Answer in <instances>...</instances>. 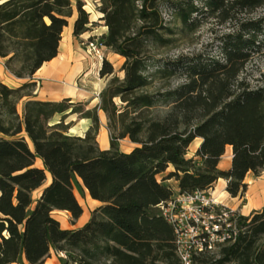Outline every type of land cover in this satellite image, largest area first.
I'll list each match as a JSON object with an SVG mask.
<instances>
[{
  "label": "trees",
  "instance_id": "obj_1",
  "mask_svg": "<svg viewBox=\"0 0 264 264\" xmlns=\"http://www.w3.org/2000/svg\"><path fill=\"white\" fill-rule=\"evenodd\" d=\"M99 1L108 30L98 39L124 56L123 77L106 58L100 68L110 76L99 92L110 129L108 148L96 138L97 105L68 97L29 99L19 112L17 103L34 82L11 87L0 81V264L23 256L26 264H40L53 249L64 252L61 264H181L173 228L150 214L153 204L172 193L163 180L189 191L225 177L229 193L241 195L247 172L264 168V84L252 85L241 75L264 47V18L240 20L223 32L217 53H167L179 41V21L183 30L194 27L201 12L228 20L264 0ZM83 4L0 1V55L6 66L18 76L32 75L57 54L75 8L74 33L90 28ZM163 5L173 19L163 16ZM69 113L92 119L83 135L69 133ZM124 136L138 143L130 151L119 148ZM196 136L202 137L198 157L187 156ZM228 145L231 165L223 169L218 163ZM37 158L43 166L35 164ZM78 177L102 203L83 225L64 228L52 211L67 209L72 220L82 213L74 190ZM41 186L35 200L33 190ZM240 224L236 240L221 247L219 263L264 264V207L241 215ZM204 255L194 262L205 263Z\"/></svg>",
  "mask_w": 264,
  "mask_h": 264
},
{
  "label": "crops",
  "instance_id": "obj_2",
  "mask_svg": "<svg viewBox=\"0 0 264 264\" xmlns=\"http://www.w3.org/2000/svg\"><path fill=\"white\" fill-rule=\"evenodd\" d=\"M72 2L75 7L76 0H72ZM83 2L84 8L89 13V29L79 34L74 33V20L77 15L75 8L73 15L69 18L68 24L63 28L58 52L55 56L44 61L32 75L18 76L6 66L5 57L0 55V81L11 87H17L24 82L33 81L34 86L31 88L30 94H24L19 99V102H23V104L29 99L61 100L68 97L72 101H85L88 107L97 105L99 126L96 138L101 148H108L110 146V133L107 115L99 107V92L106 85L110 76L101 75L100 68L103 59L106 58L113 63L116 71L117 67L123 63L124 58L107 45H104L102 48L104 53L103 59L87 53L85 43L91 38L98 39L100 35L107 33L108 28L104 19L101 17L102 12L99 10L100 1L83 0ZM62 113H57L59 114L58 119ZM73 114L76 113H69L65 119L66 122H71L69 133L83 135L89 126L92 125L93 121L90 117H76ZM201 141V136H196L191 141L187 156L198 157L196 150ZM137 144V142L131 140L128 136L119 138V148L121 150L130 151ZM231 159L232 146L228 145L225 154L219 160L218 166L223 169L229 168ZM35 164L43 166L40 158L36 159ZM168 169H171V166ZM50 179L51 176L48 173L47 183ZM244 182H246V188L243 194L232 195L227 190V179L225 177H219L213 185V191L217 199L238 208L242 215H249L264 207V168L258 174H255L253 171H248ZM76 184L81 194H83L79 197L75 191L83 207L82 213L73 222H70L72 219L69 210L54 209L52 211L53 216L60 221L61 226L64 228H76L83 225L89 219L92 210L102 203L99 199L91 196L80 177H78ZM41 192L42 186L33 190V198L36 200ZM54 211H59V214H54ZM55 251L53 249L45 261L40 264H47L48 259H54ZM23 261L27 263L25 256H23Z\"/></svg>",
  "mask_w": 264,
  "mask_h": 264
},
{
  "label": "built area",
  "instance_id": "obj_3",
  "mask_svg": "<svg viewBox=\"0 0 264 264\" xmlns=\"http://www.w3.org/2000/svg\"><path fill=\"white\" fill-rule=\"evenodd\" d=\"M104 44L91 38L85 43L87 53L103 59ZM163 182L171 195L150 209L151 215L164 217L174 232L175 248L181 264H193L201 255L212 253L236 240L242 230V213L216 198L213 186L180 191L170 178Z\"/></svg>",
  "mask_w": 264,
  "mask_h": 264
},
{
  "label": "rangeland",
  "instance_id": "obj_4",
  "mask_svg": "<svg viewBox=\"0 0 264 264\" xmlns=\"http://www.w3.org/2000/svg\"><path fill=\"white\" fill-rule=\"evenodd\" d=\"M197 4H200L199 0H195ZM163 16L166 19H173L171 10L165 5L161 8ZM259 17L264 18V4L255 6L251 9H241L237 11L235 17L228 20H221L217 16H211L207 12H201L198 14V23L194 27H189L183 30H180V21H179V41H177L176 46H170L167 49V53L172 55L175 52L179 53H194V52H205L208 54L217 53V44L218 36L223 32L232 30L236 23L240 20H249L256 19ZM171 22L170 24H174ZM124 58V56H123ZM124 61V60H123ZM122 65V64H121ZM119 65L116 69V73L120 76H124V70L121 69ZM242 76H246L247 79L251 82L252 85H261L264 84V47L259 52H256L246 63L243 71L241 72ZM181 78L179 77V81ZM107 84V83H106ZM118 102H120L118 100ZM23 102L18 101L17 107L19 112L23 110ZM73 116L78 117V114H73ZM59 114H57L53 120L58 119ZM110 133V129H109ZM227 155V153H226ZM75 191L80 197L81 194L79 187L75 184ZM54 214H59V211H54ZM71 220L70 222H73ZM220 249L205 254L207 256V261L201 262L200 260L195 261L193 264H221L218 261L220 257ZM54 259H48L47 264H61L60 256L64 255V252H54ZM65 256V255H64ZM12 264H26V261H23V257L17 261H14ZM224 264H233V262H226Z\"/></svg>",
  "mask_w": 264,
  "mask_h": 264
}]
</instances>
